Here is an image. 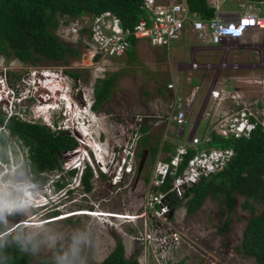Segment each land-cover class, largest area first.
<instances>
[{"label":"rangeland","instance_id":"1","mask_svg":"<svg viewBox=\"0 0 264 264\" xmlns=\"http://www.w3.org/2000/svg\"><path fill=\"white\" fill-rule=\"evenodd\" d=\"M232 6L237 8L236 3L225 1L221 4V8ZM64 23L69 26L68 20ZM68 29L71 30V27ZM87 34L85 30L81 38L73 42L80 53L67 55L61 60L42 58L22 61L13 54L0 55V108L6 114H9L7 110L12 106L19 109L16 114L19 118L42 123L46 120L36 116L41 108L40 102L49 94L52 96L58 92L59 106L65 99L72 102L66 116L70 114L72 121V110L76 115V122L64 129L72 141L59 154L63 167L57 172L65 181L64 187L57 188L52 184L56 171L45 172L42 175L45 182L29 188L37 198L45 195V198L38 199L44 201L45 205L32 207L25 202L13 209L12 213H0V224L5 226L9 238L19 240L23 250L29 254L28 264H97L115 246L117 238L123 242L127 255L136 253V257L139 256L143 246L134 236L149 231L152 224L146 223L143 216L132 220L123 217L129 216L126 213H142L144 195L155 165L170 153L164 146L167 143H180L178 137L173 135L174 121L163 120L169 95L173 93L167 88V82L174 80L176 92L184 95L192 85L200 83L187 113L181 139H187L193 132L201 134L204 131L207 119L201 116V110L211 86L225 93V99H220L217 105L222 114L230 115L245 106L260 117L264 115V50L262 60L260 51H231L228 58L244 65L235 69H221L216 73L213 70L204 71L197 77L185 65L190 61L192 46L198 41L196 32L188 27L169 47L153 46L145 39H139L134 57L128 58L123 54L102 61L97 56L92 57L93 46ZM218 55L219 51L216 50L196 51V57L204 61L216 60ZM246 62L254 64L245 65ZM47 70L52 77L45 76ZM71 72L78 75H71ZM113 72L118 73L109 97L94 109L91 104L95 79ZM55 83H59V88ZM14 87L20 93L13 94L11 89L14 90ZM231 94L236 96L240 105L228 106L226 101L230 99L227 96ZM12 95H20L19 102L13 101ZM56 99V95L55 98H48L51 101ZM231 100L235 101V98ZM206 103L208 109L216 105L217 100L211 98ZM50 117L52 119L49 118L48 122L56 123L54 128L49 126L50 129L65 128L62 124L61 127L57 125L62 118L60 113ZM199 120L200 123L197 122ZM140 126L148 128L150 143L158 142L159 150L155 157H151L148 149L142 146L145 143L140 141ZM10 135L15 141L26 144L19 135ZM79 161L81 166L85 164L92 168V187L89 191L84 189L82 183L77 185L79 169L76 168L77 172L72 175L68 172ZM128 165L131 166L130 170H126ZM17 175L21 176L25 185L30 183L31 175L24 164ZM116 175L120 179L114 182ZM25 185L20 187L15 183V187H20L15 193L17 197L28 191ZM243 199V196L236 195V205L231 213H228L220 198L211 195L194 212H187L184 204L175 207L169 222L171 228L177 230L179 242L165 256L171 260H182L181 264H252L254 258L237 248L250 216V212L240 205ZM262 207L263 204H258L257 211ZM87 210L91 212L85 214ZM54 211L62 216L41 220L52 217ZM227 216L228 229L221 232ZM5 231H0V238Z\"/></svg>","mask_w":264,"mask_h":264},{"label":"built area","instance_id":"2","mask_svg":"<svg viewBox=\"0 0 264 264\" xmlns=\"http://www.w3.org/2000/svg\"><path fill=\"white\" fill-rule=\"evenodd\" d=\"M225 1L236 3L237 8L233 6L221 8V4ZM206 2L215 8L214 14L210 17H203L198 11L190 9L187 0H142L139 4L142 16L133 27L126 28L122 26L120 17L110 9L98 13H81L74 17L63 13L58 16L55 32L65 41L73 43L78 41L82 33L87 30L90 44L93 46L92 57L97 56L102 61L126 54L130 46L129 36L136 38V45L139 39H145L153 46L169 47L171 42L179 38L188 27L196 32L198 41L192 46L190 61L185 65L197 77L204 71L213 70L216 73L221 69H235L244 65L238 60L228 58L232 54L231 51L239 49L260 51L262 60L264 0H206ZM65 20L69 21V26L64 23ZM68 27H71V30ZM207 49L211 52L219 51L216 60L204 61L196 57V51ZM248 63L254 64V62H246L245 65ZM167 88L173 90V93L169 95L163 120L165 122L174 121L173 135L178 137L180 143L169 150L170 153L165 160L157 161L154 174L144 195L142 213H126L129 216L123 217L126 220H132L143 216L146 223L152 224L149 231L134 236L143 246L137 257L139 264H177L180 261L171 260L170 257L165 256L179 242L178 232L171 228L169 222L174 210L168 201L169 192L185 200L192 194V188L200 179L209 177L220 170L231 158L234 153L233 148L212 145V133L222 137H240L248 136L256 124H260L264 129V115L260 117L245 106L231 112L230 115L222 114L223 112L217 105L220 104V99H225L223 97L225 93L211 86L206 92L204 106L201 110V116L207 119L204 131L201 134L193 132L188 135L187 139H181L187 113L200 88V83L192 85L185 95L176 92L174 80L167 82ZM227 97L230 99L226 101L229 107L240 105L235 95L231 94ZM211 98L216 99L217 103L207 109L206 102ZM234 98L235 101H232L231 99ZM197 122L200 123V120ZM4 131L8 155L10 161H13L15 150H9V146L16 145L18 156H21L22 151L11 137L9 130L4 129ZM190 149L193 150L192 153H189ZM183 161L184 165L179 170ZM2 165L4 167L0 169V212L12 213L15 204L9 196L10 192L12 188L23 187L25 182L21 176L17 175L19 171L15 170H13L12 178L4 177L3 174L7 167L6 164ZM13 167L11 165L10 168ZM130 169L131 166L128 165L126 170ZM168 175L171 176L168 191L153 189L154 186H159ZM118 179L120 176L116 175L114 182ZM29 182L25 185L28 189L25 194L33 199L36 193L33 194L29 188L41 183L38 184L32 179ZM15 183L20 187H15ZM27 202L29 203L30 200Z\"/></svg>","mask_w":264,"mask_h":264},{"label":"trees","instance_id":"3","mask_svg":"<svg viewBox=\"0 0 264 264\" xmlns=\"http://www.w3.org/2000/svg\"><path fill=\"white\" fill-rule=\"evenodd\" d=\"M142 0H0V55H15L22 61L37 59L61 60L67 55L76 56L80 50L75 44L64 41L56 33L58 16L66 13L71 17L81 13H98L110 9L121 20L124 28L133 27L142 16L139 4ZM190 9L196 10L203 17L214 14L215 8L209 6L206 0H187ZM130 46L126 56L132 58L136 54V38L129 36ZM117 73L98 77L93 84L94 100L91 106L96 109L106 100L117 79ZM77 76V73L71 72ZM15 133L24 139L28 145V168L31 179L36 183H44L43 172L59 170L63 167L59 161L62 148L72 141L67 131L61 128L50 129L46 124L21 119L16 114L7 115L0 108V140L5 141V131ZM142 140L151 157H155L159 150L158 142L150 143L151 134L148 128L140 126ZM212 145L230 146L234 153L226 164L209 177L200 179L192 188V194L184 199L178 198L169 192L168 201L172 209L181 204L187 212H194L208 196L220 198L225 204L228 213L236 205V195L243 196L241 207L250 212L247 218L239 251L254 258L252 264H264V129L256 124L248 136L222 137L212 133ZM173 143H167L164 149L171 150ZM193 150L190 149L189 153ZM168 158V157H167ZM184 161L179 166L182 169ZM69 174L76 172L71 168ZM104 175V173H101ZM92 168L88 165L81 175V182L86 191L92 187ZM171 176L153 189L168 191ZM57 188H62L65 181L60 179L54 182ZM258 204H263L257 211ZM58 214L57 211L53 212ZM229 216L220 228L221 232L228 229ZM0 224V231H5ZM5 231L0 238V264H28L29 254L23 250L19 240H12ZM180 260L177 264H181ZM42 264V263H37ZM97 264H139L136 253L127 255L125 246L120 238L116 239L115 246Z\"/></svg>","mask_w":264,"mask_h":264},{"label":"clouds","instance_id":"4","mask_svg":"<svg viewBox=\"0 0 264 264\" xmlns=\"http://www.w3.org/2000/svg\"><path fill=\"white\" fill-rule=\"evenodd\" d=\"M0 78H2L1 76H0ZM2 81H3V79H2ZM2 83V82H1ZM2 85V84H1ZM11 92L14 94H18V90H17V88H15L14 87V90H13V88L11 89ZM20 93V92H19ZM63 93H65V92H63ZM27 96H23V98H26ZM48 97L50 98V97H55V95L54 94H52V96H47V98H45L44 97V104H46V105H49L47 108H50L47 112H42V111H38V113L36 114V116L37 117H40L42 120H46V121H44V122H42V123H44V124H47V126L49 127V126H51V127H55L56 125V123L55 122H51V123H49L48 122V119L49 118H51L50 116L51 115H53L54 116V114L56 113L57 114V116L59 115V113H60V115H62V118H61V120H60V124H59V122H57V125H58V127H61V124L63 125V126H65V128L63 127V129H68L70 126H69V124L71 123V124H73L75 121L73 120V119H75V115H74V111L72 110V113H73V116H72V121L69 119V114H68V116H66V114L68 113V110H69V108L71 107V105H70V103H72V102H70L68 99H65V97H63V99H65V100H63V101H61V104H60V106H59V101L58 102H55L54 103V101H51V100H48ZM12 98H13V101H17V102H19L18 101V98H21V96L20 95H18V96H13L12 95ZM58 99H60V97L58 98ZM48 100V101H47ZM43 103H40L39 104V106L41 107V108H43V107H46ZM56 106H55V105ZM77 107V106H76ZM7 110V109H6ZM19 109H13V107L12 106H10V108H9V110H7L8 112H10L9 113V115L10 114H17L19 111H18ZM77 110H79V109H77ZM50 112V113H49ZM35 116V115H34ZM63 117H64V119H63ZM52 119V118H51ZM31 121V120H30ZM55 121V120H54ZM70 121V122H69ZM66 123V125H64ZM16 142V144H17V146L21 149V156H18V151H17V149L15 148V146L16 145H10L9 146V150H15V154H14V156H13V161H10V158H9V155H8V149H7V145L5 144V141H1L0 140V169H3V165L2 164H6V170L4 171V177H10V178H12L13 177V170H15V171H19V168L21 167V165H25V168L27 169V170H29V168H28V161H29V159H28V157H29V152H28V150H29V148H28V145L27 144H24L22 141H15ZM96 142H94V144H95ZM93 144V145H94ZM96 145V144H95ZM93 150V152L95 153V151H94V149H92ZM89 157V156H88ZM90 163H91V165L93 166V163L90 161ZM97 163H98V161H97ZM11 165H13L14 167L13 168H10L11 167ZM81 162L79 161V162H76V163H74L73 164V166L71 167V168H74L75 170H76V168L77 169H79L78 170V172L79 173H77V176H78V183H77V185L79 184V183H82L81 182V175H82V173H83V171H84V168L86 167V165L84 164V165H82L81 167ZM70 168V169H71ZM69 169V170H70ZM54 171H56V172H54ZM54 171H48V172H54V173H56V177H54L52 180H51V182H52V184L53 185H55L54 184V182L58 179H60V177H61V174L60 173H58L57 172V170H54ZM29 172V171H28ZM47 172V171H46ZM77 172V171H76ZM75 172V173H76ZM30 173V172H29ZM45 172H43V174H44ZM42 174V175H43ZM63 180V179H62ZM42 184V183H41ZM17 189H19V188H13L12 189V191L10 192L11 193V195H9L10 196V198L12 199V202H14V204H15V207H14V209L16 208V207H18L19 205H21V204H23V203H25V202H27L28 200H30V202L28 203L27 202V205H29V206H32V207H38V206H43V205H45V202L43 201V202H40V201H38V199L40 200L41 198H45V195L43 194V195H41V196H39L38 198L37 197H35V198H31L30 196H28V195H26L25 193H22V195L20 194V196L21 197H17L16 195H15V193L16 192H18V190ZM13 190H17V191H13ZM21 198H23L22 200H21ZM87 211H90V210H87ZM87 211H85V214H88V213H90V212H87ZM0 213H2V212H0ZM57 215V214H56ZM56 215H52V217H50V218H46V217H44L43 219H41L42 221H47V220H49V219H52V218H57V217H59V216H62V214H60V215H57V217H55ZM125 219V218H124ZM24 223V222H23Z\"/></svg>","mask_w":264,"mask_h":264},{"label":"bare ground","instance_id":"5","mask_svg":"<svg viewBox=\"0 0 264 264\" xmlns=\"http://www.w3.org/2000/svg\"><path fill=\"white\" fill-rule=\"evenodd\" d=\"M49 72H50V71L47 70V71H45V73H44L46 77L48 76L47 78L52 77V73H49ZM44 74H43V75H44ZM55 86H56V88H59L60 85H59V83H55ZM44 90H45V89H44ZM46 91H47V90H45V92H46ZM52 91H53V90H52ZM49 92H50V91H49ZM49 95H50V94H49ZM49 95H48V96H49ZM55 95H56L57 98L60 97V95H59L58 92H57V94H55ZM50 96H51V95H50ZM48 98H49V97H48ZM54 98H55V97H54ZM40 99H41V98H40ZM47 101H48V100H47ZM58 101H59V99H56V100H54V103H55V102H58ZM43 102H44V98L42 99V101H41L40 103H43ZM43 104H44V103H43ZM44 105H45L46 107L40 108L38 111L41 110L42 112H47V111L50 109V108H47L49 105H46V104H44ZM81 112L84 113V111H81ZM81 112H80V113H81ZM69 115H70V114H69ZM85 115H86V114H85ZM75 117H76V115H75ZM73 120L75 121V119H73ZM75 122H76V121H75ZM88 130H89V129H88ZM86 132H87V131H86Z\"/></svg>","mask_w":264,"mask_h":264}]
</instances>
